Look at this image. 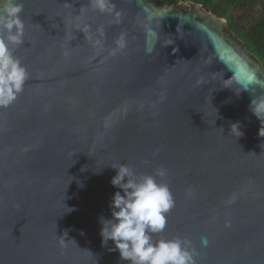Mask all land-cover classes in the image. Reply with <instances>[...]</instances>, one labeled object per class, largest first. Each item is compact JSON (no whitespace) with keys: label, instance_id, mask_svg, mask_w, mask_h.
<instances>
[{"label":"water","instance_id":"95a60500","mask_svg":"<svg viewBox=\"0 0 264 264\" xmlns=\"http://www.w3.org/2000/svg\"><path fill=\"white\" fill-rule=\"evenodd\" d=\"M20 2L13 54L29 79L0 109V264H128L99 222L121 163L166 170L175 206L154 240L190 239L197 264H264V137L249 111L264 65L227 20L195 2L112 0L118 19L90 0Z\"/></svg>","mask_w":264,"mask_h":264},{"label":"clouds","instance_id":"9594fccd","mask_svg":"<svg viewBox=\"0 0 264 264\" xmlns=\"http://www.w3.org/2000/svg\"><path fill=\"white\" fill-rule=\"evenodd\" d=\"M89 6L102 14L115 12L112 0H90ZM23 10L20 0H0V109L9 108L18 99L29 79L27 68L13 54L15 48L25 43ZM115 15L118 19L120 13ZM116 45L113 55L125 48L123 35L116 40ZM249 111L260 121L259 136L264 137V95L252 99ZM231 134L237 138L243 135L239 123L231 125ZM108 167L116 172L111 185L122 192L116 191L112 197L111 219L99 221L102 247L108 248L111 241L114 246L108 250L118 252L120 260L128 264H197L199 253L190 239H153L165 231L167 215L175 206L168 184L157 180L166 176V170L159 168L154 175H138L127 164ZM200 243L207 247L208 238L201 237Z\"/></svg>","mask_w":264,"mask_h":264},{"label":"trees","instance_id":"16d2710c","mask_svg":"<svg viewBox=\"0 0 264 264\" xmlns=\"http://www.w3.org/2000/svg\"><path fill=\"white\" fill-rule=\"evenodd\" d=\"M174 5L195 2L225 18L230 29L264 65V0H163Z\"/></svg>","mask_w":264,"mask_h":264}]
</instances>
